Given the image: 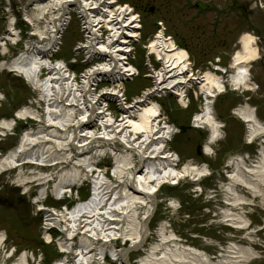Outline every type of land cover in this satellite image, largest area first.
Wrapping results in <instances>:
<instances>
[{"label":"rangeland","instance_id":"374dc122","mask_svg":"<svg viewBox=\"0 0 264 264\" xmlns=\"http://www.w3.org/2000/svg\"><path fill=\"white\" fill-rule=\"evenodd\" d=\"M143 1L148 4L146 13L151 6L154 7V12L143 15L145 18L142 43H145L146 39L154 33L156 20L164 21L169 34L175 36L177 43L188 51L190 61L194 65L193 68L197 70V74H203L209 69L212 70V66L214 67L216 64L221 68H227L232 56L240 49L238 41L243 33L256 36L260 54L258 61L252 63L249 69L250 90H245L242 87L233 90L234 88L230 83L232 72L230 69L222 75L227 85L226 92L217 98L214 105L221 122L220 135L216 141L208 145L209 127L196 124L192 120L193 115L202 106L203 98L198 93V86H193L192 93L198 99L190 95L187 108L180 109V106L173 99L164 97L157 100L160 104L162 120L177 128V132L171 141L166 143L168 151L173 155L176 153L179 159L175 167L176 171L182 170L186 165H195L198 168L207 167L211 177L208 179L201 178L199 181L186 177L180 180L176 186L162 185L159 188L154 196L153 214L147 225L146 239L142 246L137 248L138 250L129 254L130 262L131 264H140L151 246L159 243L163 232L166 235L174 234L179 239L178 245L190 246L204 251L215 263L223 257L226 251L234 253L243 251L251 255L248 261L239 263L237 261L240 259H232L233 262L237 260V263L227 261L225 264H264V229L262 230L264 228V191L255 195L238 187L239 194L243 195L248 203L235 211H229V213L238 217L242 222L241 224H234L225 218L229 206L226 205L224 193L229 182L226 175L231 172L234 163L242 158L252 160L257 151L262 147L264 148V134L259 135L253 143H249L246 137L247 124L233 113L238 109L247 108L252 113L257 112L259 119L264 123V6L253 9L252 16L254 18L258 16L263 20L260 25L254 24V32L244 30L245 27L250 26L252 20L237 26L236 20L238 19L229 16L221 19L220 27L217 28L219 34H217L211 28L210 23L213 19L210 17V13L203 17L198 12V17L189 18L192 12L195 13L196 10V8L193 11L189 10V0ZM34 4L31 0H1L0 34L4 28L2 17L4 18L9 12L12 14H9L8 18L11 19L15 15L17 27L21 28L22 31L28 29L22 20L23 16L26 17L24 15L26 11L28 18L35 24L38 9L32 8ZM40 28L42 29V23L37 25V29ZM79 39V24L77 19L72 16L63 35L62 46L57 58L68 61L73 56V47ZM21 47V43L16 48L10 47L9 56L5 59L8 60L13 57ZM217 57L220 59L218 63ZM143 61V51L138 45L134 65L138 69L139 76L125 82L124 87L128 98L139 96L143 89L150 86V81L144 77L146 69L143 66ZM20 81L18 78L8 77L4 71L0 73V91L5 94L8 104L0 108V117L5 116L6 113L8 115L9 111L16 109L19 101L21 103V101L32 96L30 91L17 83ZM113 107L114 104H110V108L113 109ZM120 114L119 112L116 115ZM40 128L48 129L45 125H41ZM17 138H11L5 142L6 144L2 143L0 150L4 147H14L18 141ZM115 148L119 149L118 144ZM96 150H98L97 143H93L86 152L91 151L94 154ZM94 159L96 163L98 162L100 171L105 172L106 177L112 178L114 160L108 154L104 157L94 155ZM137 161L136 156L133 162L137 164ZM17 169L7 170L0 176V197L2 198L0 200V237L6 239L4 250L0 252V264H15L16 258L22 251H26L28 255V264H36V249L40 248L37 237L40 221L37 218L32 219L29 197L37 194L38 199L42 200V193L46 189L47 197L44 201L46 206L64 210L63 205H66L73 209L80 201L85 202L89 199L92 184L90 177H88L81 187H73L71 194L63 201H57L54 197L56 194L52 190V182L47 187L46 184L38 185L41 183L38 180L41 175H37L39 171L34 166H23L20 177ZM40 172H43L44 176L54 174L52 169L40 170ZM60 172H57L56 176ZM18 180L24 183L28 182L23 187L27 186L26 188L30 189L29 197L27 195L25 199L22 197V199H18L19 191L18 188L14 187ZM30 180L31 184L29 183ZM36 189H38L37 192ZM145 210L144 207L138 209V215L141 216ZM122 228L126 229V226ZM123 240L124 237L120 236L117 245L125 250L130 243L126 242L123 245V243L121 244ZM12 247L16 249V252L9 256ZM58 258V255H53L49 262L44 264L57 262Z\"/></svg>","mask_w":264,"mask_h":264},{"label":"bare ground","instance_id":"6f19581e","mask_svg":"<svg viewBox=\"0 0 264 264\" xmlns=\"http://www.w3.org/2000/svg\"><path fill=\"white\" fill-rule=\"evenodd\" d=\"M33 1L37 2L35 6L41 8L42 12L49 6L48 3L41 5L45 2L43 0ZM11 34L12 37L15 35L13 32ZM7 37L9 36L4 33L0 38V46L3 45V39H8ZM255 40L254 36L247 33H243L239 38L240 49L232 57L230 66L234 70L230 82L235 88L250 90L249 67L259 59L260 53ZM13 64L16 65L15 62ZM2 66L3 64H0V67ZM185 66L184 59L172 61L168 58L164 59L161 69L163 74L169 75L168 79L162 78L160 81V92L172 90L180 102L186 96L183 90L194 82L191 78L180 79V74L186 69ZM58 77L50 75L46 79L49 84L45 86L49 105L46 125L53 129L38 131L32 134V137L23 136L18 145L0 157V174L6 169L19 168L24 163L37 166L42 164L48 166L53 162L70 164L71 171L62 172L54 184V192L58 195L70 193L72 187L82 181L83 174L90 177L92 191L89 199L77 203L78 205L68 212L60 214L51 212L53 217L48 219L62 224L69 239L76 235L81 236L73 249L76 258L74 262L67 264H83L86 256L95 264H100L104 254L113 258L118 256L121 262L128 264L130 249L136 250L146 239L147 225L153 213L154 196L159 188L162 185L178 184L186 177L199 181L201 176L206 174V167L186 165L182 170L176 171L174 162L177 160L172 158V155L162 152L161 148L167 137L171 138L177 130L175 127L160 126L161 112L157 104L148 102L149 93L126 105L122 103L119 106L122 110L121 119L112 122L111 117L103 115L101 108L105 100L119 101L116 90H104L96 95H87L90 93L85 86L87 82L78 84L67 76L61 75L62 79ZM117 84L116 81V86ZM198 84L203 101L199 113L193 116V121L211 129L208 145L216 141L220 135L221 125L216 117L214 105L218 95L225 92L226 82L221 75L207 72ZM233 113L247 124L248 141L264 133V124L257 118L255 112L252 113L245 108ZM94 121L99 125L97 129L94 128ZM56 129L61 133H57ZM27 141L37 143L38 149L28 147ZM48 143L50 144L47 145ZM92 143H97L98 146L94 154L91 151L86 152ZM116 144L120 146L119 149H115ZM108 153L114 155L116 165L112 178L106 177L107 174L103 171H95L91 161L94 155L105 156ZM136 156L138 165L133 162ZM234 166L228 175L229 183L224 191L226 204L229 206L225 218L234 224H241L240 219L229 211H235L248 203L243 195L239 194L238 187L255 195L264 191V148L257 152L251 163L240 160ZM93 170L94 174L91 173ZM20 172L22 171L19 170V177ZM143 207L146 210L139 216L137 210ZM124 226L126 229L122 228ZM162 234L159 243L151 246L144 261H141L142 264H151L153 259H155L153 264H225L227 261L233 262L232 259H240L236 261L244 263L251 258L247 252L226 251L215 263L204 251L178 245L179 239L163 232ZM120 236L130 243L125 250H118L115 245L111 248L99 245L100 240L111 243ZM93 242L99 243L93 246ZM69 249V246L65 248L66 251ZM236 261L233 263H237ZM15 264H28L27 255L21 254ZM56 264L65 263L61 261Z\"/></svg>","mask_w":264,"mask_h":264}]
</instances>
